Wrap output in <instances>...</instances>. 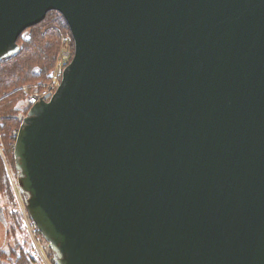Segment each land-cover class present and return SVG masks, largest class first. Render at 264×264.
Listing matches in <instances>:
<instances>
[{"label":"water","instance_id":"1","mask_svg":"<svg viewBox=\"0 0 264 264\" xmlns=\"http://www.w3.org/2000/svg\"><path fill=\"white\" fill-rule=\"evenodd\" d=\"M51 9L74 53L13 155L57 264H264V0H0V62Z\"/></svg>","mask_w":264,"mask_h":264},{"label":"trees","instance_id":"2","mask_svg":"<svg viewBox=\"0 0 264 264\" xmlns=\"http://www.w3.org/2000/svg\"><path fill=\"white\" fill-rule=\"evenodd\" d=\"M63 32L69 33L72 38L73 55L74 39L70 26L59 10L51 9L44 19L27 27L19 35L17 41L20 51L15 56L0 62V134L11 157L14 156L13 145L16 140L12 130L20 126L21 117L30 108L29 103L26 104L28 95L25 88L29 89L32 81L44 83L48 79L58 50L60 35ZM12 205L15 206L11 203ZM10 213L14 220L17 216L16 211L13 210ZM13 224L17 225V222L13 221ZM18 225L23 227L20 218ZM25 234L27 236L26 231ZM20 246L18 255L17 250H12L13 256L3 257L0 259V264H41L40 257L34 252L32 246L29 249L22 243ZM6 255L3 254V256Z\"/></svg>","mask_w":264,"mask_h":264},{"label":"rangeland","instance_id":"3","mask_svg":"<svg viewBox=\"0 0 264 264\" xmlns=\"http://www.w3.org/2000/svg\"><path fill=\"white\" fill-rule=\"evenodd\" d=\"M71 36L69 33L63 32L60 35V39L58 42V47H57V53L55 56V60L53 62L52 68L50 70L49 73V77L48 79H46L44 81V83H40L39 81H32V85L30 86L29 89L25 88L26 92H27V99H26V104L28 103V97L29 95L35 91V90H39L45 87V83L51 81V79L53 78L54 72H55V65L57 63L58 60H60L62 58V56L64 55V53L66 52V49H71V53H72V40H71ZM48 99V98H47ZM26 114V113H25ZM24 114V115H25ZM16 127L13 128V130ZM19 128V127H18ZM12 130V133L14 134ZM0 142H4V140L1 137L0 134ZM15 143V142H14ZM4 153H5V159H3V157L0 155V205L6 206L5 209V213H6V218H7V223L5 224L3 221L0 220V259H3V257L5 258H9L11 256H13V253H11L12 250H17V255L20 253V243H22L23 245H25V248H28L30 246H32V248L34 249V242L32 240V238H30L29 236V229L26 225L25 222V217L26 214H22L21 209L26 211L27 215L28 211L26 208V204L24 201V198L22 196V193L20 192L19 188H18V181H17V174H16V169H15V160H14V156L11 157L7 151V147L4 143ZM13 149H14V145H13ZM10 196L12 197L10 199ZM12 204H15L11 206ZM15 210L17 213L16 218H12V213H10V211ZM24 213V212H23ZM11 214V215H10ZM19 218H20V222L21 225L23 227H21L19 224ZM27 220L29 219L26 216ZM13 221L17 222V225L13 224ZM27 233V236L25 234V231ZM37 234L38 231H36ZM28 237V238H27ZM44 250V254L47 257L48 261L50 263H53V251L49 253H47ZM36 250H34L35 252ZM37 252V251H36ZM35 252V253H36ZM5 253L8 254L6 256H3V254ZM38 256L39 253H36ZM15 256V255H14ZM16 257V256H15ZM16 259V258H15ZM54 264V263H53Z\"/></svg>","mask_w":264,"mask_h":264},{"label":"built area","instance_id":"4","mask_svg":"<svg viewBox=\"0 0 264 264\" xmlns=\"http://www.w3.org/2000/svg\"><path fill=\"white\" fill-rule=\"evenodd\" d=\"M65 51L66 52L64 53L62 58L60 60H58L56 65H55V72H54V75H53V78L51 79V81L45 83V87L44 88L39 89V90H35L29 95L28 103H29L30 106L32 104L36 103L37 101H39L41 98H48L49 99V97L56 90L57 86L59 85V83L61 81L63 70H64L65 66L70 62V60L72 59V56H73L72 53H71V49H66ZM18 129L19 128H15L13 130L15 136H17ZM4 147H5L4 143L0 142V155L3 157V159H5V153H4L5 149H4ZM27 211H28V209H27ZM21 212H22V214H26V216L29 218L27 220L26 216H24L26 225H27V227L29 229V233H30L29 236H30V238H32V240L34 242L33 243L34 244V249L33 250H36L39 253L41 264H53V263L57 264V262H56L54 257H53L54 258L53 259L54 262L50 263L48 261L47 257L45 256L43 249H45V251L47 253H49V250L51 252L52 248H51L47 238L39 230L36 222L32 219L29 211H28L29 216L27 215L26 211H24L22 209H21ZM36 231H38L39 234H37Z\"/></svg>","mask_w":264,"mask_h":264}]
</instances>
